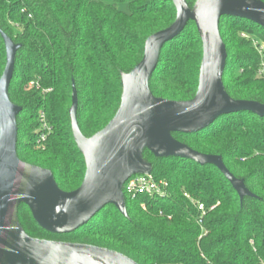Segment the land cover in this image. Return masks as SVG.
<instances>
[{
	"label": "trees",
	"instance_id": "16d2710c",
	"mask_svg": "<svg viewBox=\"0 0 264 264\" xmlns=\"http://www.w3.org/2000/svg\"><path fill=\"white\" fill-rule=\"evenodd\" d=\"M195 1L185 0L189 9ZM118 5H125L127 12ZM175 16L169 0H0V32L19 45L8 89L9 101L21 108L17 158L50 171L61 191L76 190L85 166L70 130L72 83L77 124L90 138L119 108L121 74L141 62L146 39L168 28ZM218 29L226 52L224 91L233 100L264 105V67L258 53L264 29L233 17H222ZM201 58L195 26L188 22L162 47L148 82L151 95L191 100ZM4 67L0 36V77ZM30 83L38 88H29ZM41 113L50 127L44 150L36 148ZM171 136L200 154L219 156L254 197L240 203L213 166L158 159L144 151L152 178L168 184L166 197L131 201L124 196L127 219L109 205L68 235L46 233L20 205L21 229L33 239L104 248L137 264H264V118L239 112L219 117L197 133ZM183 194L203 204L205 216Z\"/></svg>",
	"mask_w": 264,
	"mask_h": 264
},
{
	"label": "water",
	"instance_id": "95a60500",
	"mask_svg": "<svg viewBox=\"0 0 264 264\" xmlns=\"http://www.w3.org/2000/svg\"><path fill=\"white\" fill-rule=\"evenodd\" d=\"M169 1L175 9L174 22L146 39L141 62L120 76L122 94L116 114L90 138L81 134L77 124V95L72 83L68 117L85 172L80 186L71 192L61 191L50 171L23 163L16 156V121L21 108L9 101L8 89L19 45L0 32L5 51L0 77V264H137L104 248L30 238L18 223L17 210L24 205L36 225L53 235L74 233L109 205L127 219L122 187L133 176L151 174V165L142 158L144 151L158 159L178 158L213 166L240 203L254 197L219 156L200 154L171 134L197 133L219 117L239 112L264 118V105L233 100L224 91L226 52L218 29L222 17L243 19L264 29V3L196 0L189 9L185 0ZM188 22L194 24L202 49L195 95L181 102L154 98L148 82L159 53Z\"/></svg>",
	"mask_w": 264,
	"mask_h": 264
},
{
	"label": "built area",
	"instance_id": "2783aa9c",
	"mask_svg": "<svg viewBox=\"0 0 264 264\" xmlns=\"http://www.w3.org/2000/svg\"><path fill=\"white\" fill-rule=\"evenodd\" d=\"M243 38H247L245 35H241ZM258 53L262 56V67H264V46H260L258 48ZM29 88L36 87L38 85L36 83H30ZM39 135L36 141V148L38 150H44V143L47 137L48 132L50 131V127L48 126L44 114L39 115ZM167 188L168 184L165 181H156L150 175H138L133 176L128 179L123 187L122 193L123 196H126L131 201H134L142 196L149 198H164L167 196ZM184 198L200 213L201 217L205 216L206 210L203 204L195 201L187 194H183ZM144 209V205H142ZM215 206L211 207L209 211H212ZM199 223H201L199 221Z\"/></svg>",
	"mask_w": 264,
	"mask_h": 264
},
{
	"label": "rangeland",
	"instance_id": "374dc122",
	"mask_svg": "<svg viewBox=\"0 0 264 264\" xmlns=\"http://www.w3.org/2000/svg\"><path fill=\"white\" fill-rule=\"evenodd\" d=\"M118 10L121 12H127V8L125 5H118Z\"/></svg>",
	"mask_w": 264,
	"mask_h": 264
}]
</instances>
